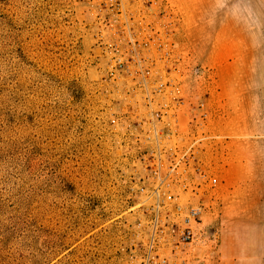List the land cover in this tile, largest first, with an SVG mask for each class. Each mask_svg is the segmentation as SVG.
I'll use <instances>...</instances> for the list:
<instances>
[{"label": "rangeland", "instance_id": "rangeland-1", "mask_svg": "<svg viewBox=\"0 0 264 264\" xmlns=\"http://www.w3.org/2000/svg\"><path fill=\"white\" fill-rule=\"evenodd\" d=\"M172 79L168 124L220 180L194 200L218 264L264 195V0H0V264H131L130 134Z\"/></svg>", "mask_w": 264, "mask_h": 264}, {"label": "built area", "instance_id": "built-area-1", "mask_svg": "<svg viewBox=\"0 0 264 264\" xmlns=\"http://www.w3.org/2000/svg\"><path fill=\"white\" fill-rule=\"evenodd\" d=\"M165 89L166 101L151 109L130 134L139 173L131 190L141 208L131 264H197L193 248L202 231L205 207L201 200H194L208 194L218 200L220 180L199 156L196 143L181 146L177 128L168 124V117L175 124L180 122L179 112L186 104L180 98V86L172 79L155 91ZM147 97L151 108L154 101L151 94ZM200 105L204 109L205 104ZM202 119H207L205 111Z\"/></svg>", "mask_w": 264, "mask_h": 264}, {"label": "crops", "instance_id": "crops-1", "mask_svg": "<svg viewBox=\"0 0 264 264\" xmlns=\"http://www.w3.org/2000/svg\"><path fill=\"white\" fill-rule=\"evenodd\" d=\"M247 185L254 186V182L247 181ZM255 204L260 205H254L252 210L248 207L246 212L255 227L232 226L224 230L218 264H264V195Z\"/></svg>", "mask_w": 264, "mask_h": 264}]
</instances>
